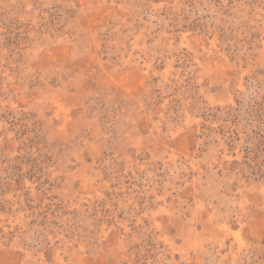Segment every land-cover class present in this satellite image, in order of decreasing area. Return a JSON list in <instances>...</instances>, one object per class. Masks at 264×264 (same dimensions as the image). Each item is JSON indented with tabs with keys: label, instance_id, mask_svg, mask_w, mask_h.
<instances>
[{
	"label": "rangeland",
	"instance_id": "374dc122",
	"mask_svg": "<svg viewBox=\"0 0 264 264\" xmlns=\"http://www.w3.org/2000/svg\"><path fill=\"white\" fill-rule=\"evenodd\" d=\"M0 264H264V0H0Z\"/></svg>",
	"mask_w": 264,
	"mask_h": 264
}]
</instances>
